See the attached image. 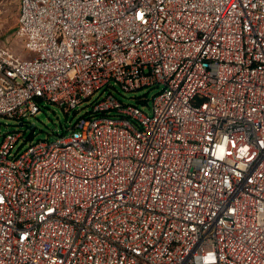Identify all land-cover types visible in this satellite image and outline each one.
Returning a JSON list of instances; mask_svg holds the SVG:
<instances>
[{"label": "built area", "instance_id": "obj_1", "mask_svg": "<svg viewBox=\"0 0 264 264\" xmlns=\"http://www.w3.org/2000/svg\"><path fill=\"white\" fill-rule=\"evenodd\" d=\"M17 23L0 116L109 91L54 141L3 137L0 264H264V0H19ZM112 82L161 87L151 115Z\"/></svg>", "mask_w": 264, "mask_h": 264}, {"label": "rangeland", "instance_id": "obj_2", "mask_svg": "<svg viewBox=\"0 0 264 264\" xmlns=\"http://www.w3.org/2000/svg\"><path fill=\"white\" fill-rule=\"evenodd\" d=\"M0 7V45L11 49L22 59L32 57L31 53L25 49V40L17 34L19 16V0H1ZM112 93L127 105H138L145 113L151 115L153 98L160 92L159 88H143L134 92H125L120 85L112 82ZM108 91L102 90L97 92L91 99L79 105L76 110H71L69 114L59 105L50 104L47 101L41 103V110L35 115L24 120V126L16 120L0 116V144L3 137L12 132L18 131L22 139L14 148L16 152L20 147L21 151L25 150L30 144L38 141H54L58 136L67 132L75 122L86 116L92 109L94 103L102 100ZM145 100L140 102V100ZM26 141V142H25Z\"/></svg>", "mask_w": 264, "mask_h": 264}, {"label": "water", "instance_id": "obj_3", "mask_svg": "<svg viewBox=\"0 0 264 264\" xmlns=\"http://www.w3.org/2000/svg\"><path fill=\"white\" fill-rule=\"evenodd\" d=\"M24 126V123H20V127H23Z\"/></svg>", "mask_w": 264, "mask_h": 264}, {"label": "trees", "instance_id": "obj_4", "mask_svg": "<svg viewBox=\"0 0 264 264\" xmlns=\"http://www.w3.org/2000/svg\"><path fill=\"white\" fill-rule=\"evenodd\" d=\"M144 101H145V100H143V99H142V100H140V102H144Z\"/></svg>", "mask_w": 264, "mask_h": 264}]
</instances>
